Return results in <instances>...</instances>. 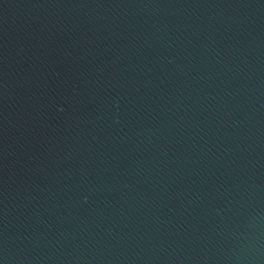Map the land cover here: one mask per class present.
Wrapping results in <instances>:
<instances>
[{
  "label": "water",
  "instance_id": "water-1",
  "mask_svg": "<svg viewBox=\"0 0 264 264\" xmlns=\"http://www.w3.org/2000/svg\"><path fill=\"white\" fill-rule=\"evenodd\" d=\"M0 264H264V0H0Z\"/></svg>",
  "mask_w": 264,
  "mask_h": 264
}]
</instances>
